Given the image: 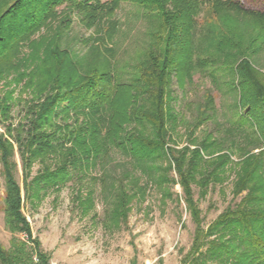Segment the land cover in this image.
Segmentation results:
<instances>
[{"label": "trees", "instance_id": "trees-1", "mask_svg": "<svg viewBox=\"0 0 264 264\" xmlns=\"http://www.w3.org/2000/svg\"><path fill=\"white\" fill-rule=\"evenodd\" d=\"M123 1L137 4L151 21L148 42L127 79L121 77L123 69L116 65L111 43L118 25L115 13ZM204 1H0V89H6L0 94L4 127L0 163L4 220L13 233L9 247L0 246V264H48L22 212L23 198L13 173L15 146L25 168L36 158L43 165L31 180L37 191L58 189L71 171L84 175L99 165L100 180L108 181L105 186L117 224L133 198L144 193L137 170L162 185L173 181L167 173L174 169L195 223L183 263L264 264V74L252 61L256 39L264 40V10L245 8L239 0H208L218 18L240 14L257 29V37L247 39L236 38L227 27L208 29L207 47L214 55L198 58L201 66L215 68L209 73L212 77L219 65L232 70L230 81L242 112L232 124L240 142L232 139L231 150L208 136L192 147L170 145L167 122H174L176 116L168 86L173 75L181 84L191 76L196 16ZM73 15L86 28L107 25L80 54L62 44ZM19 83L21 89H31L32 97L25 100L24 121L13 125L7 121ZM229 170L235 173L233 195L245 193L204 227L192 184L198 186V195H204L208 188L222 184ZM19 233L24 237L15 235Z\"/></svg>", "mask_w": 264, "mask_h": 264}, {"label": "rangeland", "instance_id": "rangeland-1", "mask_svg": "<svg viewBox=\"0 0 264 264\" xmlns=\"http://www.w3.org/2000/svg\"><path fill=\"white\" fill-rule=\"evenodd\" d=\"M239 1L245 8L264 10V0ZM115 18L118 25L111 41L116 50L114 59L116 65L123 69L122 79H127L138 52L148 42L151 21L137 4L130 1L121 2ZM226 18H218L208 0L201 4L193 35L195 48L191 76H185L182 84L177 76L171 77L168 86L170 106L176 119L174 122L169 120L167 126L171 134L170 145L176 149L186 144L192 147L191 144H197L206 136L217 140L227 150L232 149V139L240 142L239 131L232 124L242 118L237 104L238 91L230 81L232 70L219 65L212 77L209 73L214 67L210 64L203 67L198 61V58L214 55V51L207 47L206 36H209L207 30L215 26L221 30L229 28L236 38L257 37V29L251 19L235 13ZM106 26L102 23L98 29L86 28L73 15L62 44L80 54L86 50V42L91 43L92 38L97 40L100 36L97 35L105 31ZM106 43L109 44L108 41ZM255 43L252 61L264 74V40L257 38ZM21 88L19 83L12 94L11 117L7 122L13 125L24 121L25 100L32 97L31 89ZM5 90L0 89V94L3 95ZM208 96L212 98L211 102ZM0 132H4L2 123ZM232 158L236 160L237 154ZM13 160L14 177L23 198V215L29 222L31 238L38 241L48 264H187L183 259L191 248L195 223L186 207L174 169L167 173L173 181L162 185L150 182L137 170L144 193L133 198L130 209L117 224V217L111 212L110 189L105 186L108 181L103 183L100 180L102 169L99 165L91 166L84 175L71 171V177L58 189L50 186L37 191L31 180L43 167L38 158L25 168L23 156L15 146ZM126 167L130 168V165ZM1 169L0 163V246L8 248L13 233L4 220V177ZM227 173L222 184L208 188L204 195H198V186L192 184L204 227L245 193L233 195L235 173L230 170ZM164 191L165 195H162ZM15 235L24 237L21 233Z\"/></svg>", "mask_w": 264, "mask_h": 264}]
</instances>
